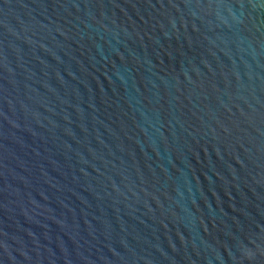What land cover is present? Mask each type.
<instances>
[{"label": "water", "instance_id": "95a60500", "mask_svg": "<svg viewBox=\"0 0 264 264\" xmlns=\"http://www.w3.org/2000/svg\"><path fill=\"white\" fill-rule=\"evenodd\" d=\"M0 264H264V0H0Z\"/></svg>", "mask_w": 264, "mask_h": 264}]
</instances>
